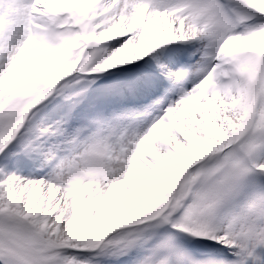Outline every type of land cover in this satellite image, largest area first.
<instances>
[{
    "label": "snow or ice",
    "instance_id": "snow-or-ice-1",
    "mask_svg": "<svg viewBox=\"0 0 264 264\" xmlns=\"http://www.w3.org/2000/svg\"><path fill=\"white\" fill-rule=\"evenodd\" d=\"M0 264H264V0H0Z\"/></svg>",
    "mask_w": 264,
    "mask_h": 264
}]
</instances>
